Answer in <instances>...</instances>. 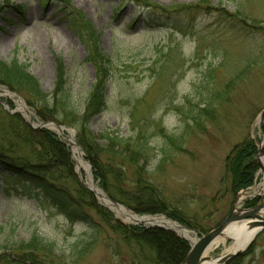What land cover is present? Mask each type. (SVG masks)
Segmentation results:
<instances>
[{
    "label": "rangeland",
    "instance_id": "obj_1",
    "mask_svg": "<svg viewBox=\"0 0 264 264\" xmlns=\"http://www.w3.org/2000/svg\"><path fill=\"white\" fill-rule=\"evenodd\" d=\"M91 43L111 65L106 109L92 119V130L101 142L109 135L146 151L145 176L196 228L183 226L200 237L235 205L258 204L264 196L251 197L263 179L257 154L264 135L258 124L264 111V0H133L124 6L117 0H0V59L25 64L47 93L60 61L80 113L95 81ZM15 93L0 87L11 109L20 97L35 122H48ZM59 125L76 135L73 127ZM57 135L78 159L74 146ZM245 141L257 146L259 170L251 187L235 193L227 157ZM123 165L135 180L136 168ZM88 171L83 163L84 180ZM9 182L0 174V264H32L19 253L35 238L50 264H132L128 248L115 255L108 232L93 237L88 223L71 222L49 200L23 195L19 184ZM89 213L103 225L94 210ZM253 221L244 218L236 226ZM222 238L209 258L234 243L231 236ZM226 264H264V229Z\"/></svg>",
    "mask_w": 264,
    "mask_h": 264
},
{
    "label": "trees",
    "instance_id": "obj_2",
    "mask_svg": "<svg viewBox=\"0 0 264 264\" xmlns=\"http://www.w3.org/2000/svg\"><path fill=\"white\" fill-rule=\"evenodd\" d=\"M117 1L124 6L127 1L133 0ZM90 47V59L96 74L82 113L74 108L68 75L60 61L56 65V79L51 93L45 92L40 81L16 58L9 62L0 59V87L21 95L39 120L54 121L76 130L77 143L92 165L95 180L113 201L137 214L162 213L189 228H196L182 210H175L163 191L145 176L146 170L141 161L147 159V153L141 146H133L130 142L121 145L118 137L109 135L104 143L101 136L92 130V119L106 109V84L111 65L109 58L92 43ZM8 103L13 107L12 101ZM104 153L112 156L105 161L102 157ZM256 154L257 146L253 141L236 145L230 152L227 167L233 192L254 184L259 170ZM117 157L126 159L124 162L136 168L135 180L126 177L124 162ZM0 174L4 180L19 184L21 194L37 200H49L71 222L88 223L93 237L101 231L106 235L108 232L107 239L115 255H123V247L128 248L132 264H182L191 249L188 241L171 230L126 224L116 219L114 213L101 205L95 194L80 180L69 146L54 132L32 127L20 114L10 113L1 103ZM253 204L255 202L250 206ZM90 210L100 216L103 225L91 220ZM36 240L33 239L19 253L20 257L32 264H50L44 259L46 256L43 254L47 255V252L37 246Z\"/></svg>",
    "mask_w": 264,
    "mask_h": 264
},
{
    "label": "water",
    "instance_id": "obj_3",
    "mask_svg": "<svg viewBox=\"0 0 264 264\" xmlns=\"http://www.w3.org/2000/svg\"><path fill=\"white\" fill-rule=\"evenodd\" d=\"M5 92L8 93V90H5ZM18 100L21 101L20 97H18ZM0 102L10 113H17V112L23 113L19 108V104H17L16 109H11L8 103L3 99V94H0ZM23 106L25 107L24 104ZM29 113L30 112H28V115H27L28 116L27 121L32 126L39 127V128H48L50 130H53L57 134H59L62 138H64L67 142H69L71 148H73V146H76V148L79 150L78 154L81 156V161H79L77 157L74 156V151H72V153L76 161V164L78 166L79 177L83 181L85 186L89 188L96 195V197L99 199L101 204L105 205L111 210L114 209V212L116 209L127 210L129 214L136 221L135 223H130V224L142 225V226H146L149 228L162 227V228H165L167 230H171L177 233L181 238L188 241L190 243L191 250L189 251L187 258L182 264H187L188 260L191 261V264H202V262L206 259L205 256H203V253L206 250V248L217 238L222 237L225 231L227 230V228H229L233 224H237L241 219L255 218L256 221H260L262 224H260L256 228L252 237L250 238V241L245 247L241 249H237L234 252L227 254L224 258L220 260L221 264H226L230 259H232L236 255L240 254L245 249H247V247L250 245V243L253 241L256 235L264 229V217L261 215V212L264 211V197L258 202L256 206H253L250 208H242V207H238V205H235L232 211L229 213V215L217 227L213 228L212 230L203 234L200 237L197 236L193 230L186 228L185 226L169 218L165 214H137V213H134L131 209L124 206L123 204L113 201L105 193V191L99 187V182H95L93 180L94 176L92 173V166L85 159L84 152L82 151L80 145L77 143L74 130L63 127L54 121L35 122ZM260 120L264 121V111L262 112L260 116ZM66 132L71 133V137H69ZM263 154H264V141H262L259 144V148H258L257 159L260 162V164H261V157L263 156ZM83 163L86 165L87 169L89 170L87 172L85 180L83 179V176L81 175V172H80V168L83 167ZM261 168H262V164H261ZM257 196H260V194H253L251 198H254ZM243 199L245 198L238 197V201H243ZM181 230H187L188 232L195 234V237L198 240V245L196 249H194L191 240L187 236L183 235V232H181Z\"/></svg>",
    "mask_w": 264,
    "mask_h": 264
},
{
    "label": "bare ground",
    "instance_id": "obj_4",
    "mask_svg": "<svg viewBox=\"0 0 264 264\" xmlns=\"http://www.w3.org/2000/svg\"><path fill=\"white\" fill-rule=\"evenodd\" d=\"M19 108L20 110L25 114L28 115L27 109L23 106V102L18 101ZM258 124H263L264 121L260 120L258 121ZM263 141H264V135H263ZM74 150L76 153H79V150L74 146ZM79 155V154H78ZM78 160L81 161V156H78ZM261 164L262 168L260 171V174L263 175V179L260 183L256 185V187L253 189L252 194H260L264 196V154L261 157ZM117 215L122 217L125 221L129 223H135V219L129 214V212L125 209H116ZM262 224L260 221H254L248 225L244 226H236V224L231 225L227 230L225 231L224 235L226 236H231L234 238V243L220 256L216 258H209L208 254L209 251L214 247L219 244V242L223 239L222 237L217 238L215 241H213L204 251L203 256H205V260L202 262V264H221L220 260L224 258L227 254L234 252L237 249H241L245 247L248 242L250 241V238L252 237L254 231L256 228ZM183 232V235L187 236L194 247V249L197 248L198 245V240L195 237L194 234L188 232L187 230H181ZM187 264H191V261L188 260Z\"/></svg>",
    "mask_w": 264,
    "mask_h": 264
}]
</instances>
